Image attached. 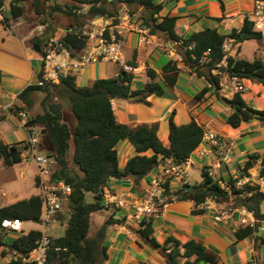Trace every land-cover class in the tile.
<instances>
[{"label": "trees", "instance_id": "16d2710c", "mask_svg": "<svg viewBox=\"0 0 264 264\" xmlns=\"http://www.w3.org/2000/svg\"><path fill=\"white\" fill-rule=\"evenodd\" d=\"M4 1L0 0V5H3ZM220 2L224 12L225 6L221 0ZM31 5L33 13L39 19V25L45 27L42 36L32 39V43L38 45L40 50L49 36H54L51 25L55 14L62 13L70 19V23L60 36V43L72 56L79 58L86 46V39L82 35L84 27L97 16L116 17L122 6H125L131 16L137 15L141 26L150 29V34L178 46L180 62L169 60L160 74L148 69L149 82L141 88L134 89V73L122 69L117 76L97 78L88 86H78L76 78L69 75L58 85H32L19 95L25 103H28V95L35 91L45 92L50 103H61L63 99H67L70 111L76 119L71 129L67 124V116L63 115L62 111L56 115L51 114L47 104L43 114L29 117L27 122L28 126L41 130L39 148L44 150L41 153L56 161L52 181H62L72 190L63 202V211L57 215L59 222L66 223L65 233L57 237L51 236L45 264H103L108 260V249L104 244L107 227L124 223V220H116L110 215L100 228L93 229L92 218L105 209L109 180L130 178L138 186L164 161L171 159L175 164H185L199 148L204 136V127L195 120L178 125L174 121L173 112L168 122L169 146H166L158 135L157 125L142 123L130 127L119 124L112 100L136 97V102L149 105V97H161L165 94L164 86L174 88L182 72L181 67L200 78L205 77L210 84L196 96V101L201 100L210 89L221 97V81L227 75L264 85V57L247 61L228 56L224 51L225 41L229 37L243 43L259 39L263 35L255 31L252 23L245 18L241 28L232 29L230 34L221 33L218 27H207L184 37L177 33L178 18L163 15L164 5L156 0H31ZM85 8L87 10L83 12ZM10 11L12 19H17L24 14L25 9L19 5V0H11ZM223 19L224 17L217 20L222 22ZM129 65L136 67L134 62ZM157 78H161L164 85L160 84ZM222 98L234 109L227 118L229 125L239 128L253 119L264 123V110L250 107L243 100L242 94L235 93L231 99ZM23 109L20 107L17 111ZM67 134L70 135L69 138ZM124 140L130 141L137 154L129 158L125 167L121 168L116 147ZM25 149L19 147L18 143L6 144L0 139V165L11 167L23 162ZM256 159L257 155L250 156L245 169H250ZM201 177L199 184L186 185L176 192V200L193 201L196 205H201L211 198L218 204L244 206L260 223L253 227L239 228L235 233L237 239L255 236L258 241L264 243V236L257 237L258 227L264 222V192L259 184L248 182L237 189L236 181L231 178L222 186L211 177L208 167L202 169ZM36 185L40 187L38 177ZM89 196L91 201H88ZM201 211L197 209L193 213ZM42 213L43 199L40 193L7 206H0V230L5 220L33 222L39 219ZM152 220L144 219L130 229L137 237L138 245L144 244L158 250L166 264H217L218 255L197 241L185 243L170 236L161 243L155 235ZM41 236L42 230L32 229L14 237L11 244L3 242L0 238V245L5 248L2 256L5 257L8 251L15 252L20 257L28 255ZM0 264L35 263L16 259Z\"/></svg>", "mask_w": 264, "mask_h": 264}, {"label": "crops", "instance_id": "0c3cea01", "mask_svg": "<svg viewBox=\"0 0 264 264\" xmlns=\"http://www.w3.org/2000/svg\"><path fill=\"white\" fill-rule=\"evenodd\" d=\"M10 1H4L6 20L0 23V71L2 72V80L0 81V139L6 144L25 142L28 139V133L17 111L18 108H24L22 111L32 117L43 114L46 105L50 103L46 99V95L41 101L42 105L40 104L38 92L43 91H35L28 95V103L19 98L25 89L36 85L42 70L41 50L38 45L32 43V39L35 36H42L43 33H39V28L43 25H39V19L33 13L31 0H19V5L24 7L25 12L19 18L12 19ZM156 1L164 5L163 15L178 18L177 33L184 37L207 27L221 28L222 25H225L227 31L228 29H239L242 26L241 19H235L240 13L238 11L229 12L225 0H221L225 6L224 12L220 0ZM86 10L85 8L83 12ZM119 13L129 12L125 6H122ZM223 17L222 22L217 20ZM69 23L70 19L66 15L55 14L51 25L54 36L49 37L60 38ZM122 24L121 40L125 51V63L133 68L134 89L141 88L149 82L148 69L160 74L163 66L169 60L180 62L181 58L177 52V45L152 34L147 38L146 43L141 41L142 32L140 29L144 27L141 26V21L138 20L137 15H130V18L125 19ZM71 26L72 24L69 27ZM247 55L248 52H244L240 42H235V45L232 44L228 53V56L247 61H252L257 57L255 52L250 58H247ZM131 62L136 63V67L129 65ZM107 64L115 65V67L107 66ZM181 68L182 72L174 88L169 89L164 86L165 94L161 97L156 95L149 97V105L136 102V97H130L127 100L113 99L112 107L119 124L130 127L142 123L157 125L160 139L166 146H169L168 122L171 114L175 112L174 121L178 125L195 120L204 129L212 130L214 133L224 136L230 144L229 159L216 169V176L213 179L225 186L231 178L237 181L244 177H251L252 182L258 183L264 192V123L253 119L243 123L239 128L229 125L227 118L234 112V109L222 97L231 99L235 93L229 88L221 86V97H218L214 90L210 89L201 100L196 101V96L210 84L205 77L200 78L190 73L188 69ZM107 70L110 71V75H107ZM121 70V64H91L80 74H77L76 82L80 87L88 86L97 78L104 79L117 76ZM157 81L164 85L161 78H157ZM244 84L247 91L242 94L243 100L254 109L264 110V85L251 80H247ZM254 85L257 86V90L253 91ZM55 103L60 104V102ZM116 148L121 168L125 167L129 158L137 154L135 147L128 140L122 141ZM37 151L44 152L39 147ZM213 152V149L205 143H201L188 160L189 173L191 169L198 168L202 175L204 167L214 168L218 163V157ZM147 154L150 155V153ZM253 155H257V159L253 166L246 170L245 166L250 156ZM23 158V162L15 166L3 167L0 165L1 207L23 200L27 169L31 166H34V183L36 185L37 166L30 156ZM158 173H160L159 168L151 171L138 186L130 178L109 180L105 194V209L92 218L93 229L100 228L110 215H113L116 220H124V223L112 224L107 227L104 244L108 249V260L103 264H141L142 262L166 264L164 257L158 250L144 244L138 245L137 237L130 229L131 226L138 225V219L135 217L136 210L131 204L142 203L152 183L158 179ZM201 181L202 177L197 184ZM188 185L194 186L190 184L189 180ZM38 189L36 194L41 191L40 187ZM172 189L178 190L179 188L177 185H173ZM110 194H116L119 198L125 199L127 204L123 207L110 204L108 202ZM226 206L228 205L218 204L211 198L201 205H196L193 201L174 200L164 208L163 212L153 217L155 235L161 243H164L170 236L185 243L191 240L202 243L208 250L218 255L217 264H264V243L258 241L255 236L237 239L235 233L241 228L239 227L238 216L234 219L216 221L215 217L218 210ZM197 209L202 211L194 214L193 211ZM57 222L60 223L58 220L54 223ZM260 229H262V236H264V222L258 227L257 237H262L258 236ZM19 235L16 232L0 230V238L3 242H6V238L14 239ZM3 250L5 248L0 245V262L7 263L10 261L9 252L3 257ZM198 264L207 263L200 262Z\"/></svg>", "mask_w": 264, "mask_h": 264}, {"label": "built area", "instance_id": "2783aa9c", "mask_svg": "<svg viewBox=\"0 0 264 264\" xmlns=\"http://www.w3.org/2000/svg\"><path fill=\"white\" fill-rule=\"evenodd\" d=\"M239 15L241 16L242 24L245 18H247L252 23L254 30L262 33L264 36V0H251L249 11ZM129 18V13H119L113 18L97 16L92 19L82 31V35L86 39V46L79 58L72 56L68 49L60 43L59 38L49 37L41 49L42 70L39 73L36 85H49L50 87L58 85L63 78L69 75L76 78L77 74H80L87 66L96 63L121 64L123 70L132 72L133 68L125 63V51L121 40L122 23L125 19ZM5 20L4 7L0 5V23L5 22ZM43 30L44 26H40L39 33L42 34ZM149 30L148 28L140 29V32H142L141 41L144 43L151 36ZM235 42L236 40L230 37L225 41L224 51L227 55L231 50L232 44H235ZM223 64H226L225 61ZM247 80L238 76L227 75L221 81V86L229 88L234 93L243 94L247 91V87L244 84ZM19 116L28 133V139L25 142H18V146L23 149L26 148L23 157L30 156L37 166L41 189L40 194L43 199V213L39 220L43 231L42 236L36 240L35 246L28 255L20 257L15 252H8L10 261L20 259L22 262L45 264L51 239V235L48 234V224L54 223L57 220V215L63 211V202L72 190L69 185L62 181H52V172L56 166V161L45 153L37 151L41 141L40 128L27 125L29 116L25 111H20ZM202 143L213 149V153L218 157L216 166L208 168V172L213 178L216 176V169L229 159L230 144L224 136L208 129H204ZM187 163L188 161L185 164H175L169 159L160 164L158 179L152 183L142 203L131 204L136 210L135 217L138 219V224L144 219H153V217L163 212L169 203L176 200L175 193L188 185L190 173ZM250 178L244 177L241 180H237L236 188L240 189L245 183L252 182ZM173 185H177L179 189H172ZM108 202L114 204L116 207H123L127 204L125 199L119 198L116 194H110ZM236 216L239 217V227H253L260 223L246 207L234 205H228L218 210L215 219L216 221H223L234 219ZM1 230L22 234V223L19 219L5 220L2 223Z\"/></svg>", "mask_w": 264, "mask_h": 264}, {"label": "rangeland", "instance_id": "374dc122", "mask_svg": "<svg viewBox=\"0 0 264 264\" xmlns=\"http://www.w3.org/2000/svg\"><path fill=\"white\" fill-rule=\"evenodd\" d=\"M226 2V6L227 8H229V12L232 11H238L240 14L241 13H246L247 11H249L250 7H251V0H225ZM235 19L240 20L241 16L237 15L235 17ZM226 27L225 25H222L221 28H219V31L223 34H230L232 29H228L226 31ZM242 44L243 50L244 52H248L247 58L252 57V54L255 52L257 57L260 56H264V36H262L260 39H254V40H249V41H245V42H240ZM235 45V44H234ZM112 64H107V66H111ZM106 66V65H105ZM113 67H115V65H112ZM110 71H106L107 75H110L109 73ZM254 90H257V86L254 85ZM39 95V101L40 104L42 105V99L46 96L45 93L43 92H38ZM54 103H49L48 107L50 108L51 105H53ZM61 105V111L63 113V115L67 116L68 121L67 124L70 126L71 129H73L74 124H75V117L72 115V112L70 111L69 108V103L67 99H63L60 103ZM60 111V112H61ZM70 153H72V145L70 148ZM34 166H31L29 169H27V181L25 182V190H24V198L23 199H27L29 197H31L32 195L36 194L39 189L38 187L35 185V181H34V175H35V170L33 168ZM201 180V171L198 168L195 169H191L190 175H189V181L191 185H195L197 184L199 181ZM91 197H88V201H91ZM264 210V207H263ZM23 229L24 231H28L30 229H40L42 230V224L39 223H35V222H25L22 223ZM48 234L51 236H61L65 233V229H66V223L65 222H60V223H49L48 224ZM14 234V233H13ZM13 241L12 238H6V243L11 244Z\"/></svg>", "mask_w": 264, "mask_h": 264}, {"label": "water", "instance_id": "95a60500", "mask_svg": "<svg viewBox=\"0 0 264 264\" xmlns=\"http://www.w3.org/2000/svg\"><path fill=\"white\" fill-rule=\"evenodd\" d=\"M38 49V48H37ZM131 98H135V97H131ZM49 109V112L51 113V114H53V115H56V114H58L60 111H61V105L59 104V103H55V104H53V105H51L50 106V108H48ZM256 115H258V114H256ZM64 127H66V125H64ZM44 133V132H43ZM67 137L69 138L70 137V135L69 134H67ZM33 222H35V223H39L40 222V220L39 219H35V220H33ZM262 229H260L259 230V234H258V236H262Z\"/></svg>", "mask_w": 264, "mask_h": 264}]
</instances>
